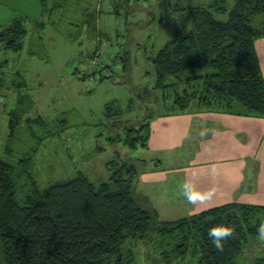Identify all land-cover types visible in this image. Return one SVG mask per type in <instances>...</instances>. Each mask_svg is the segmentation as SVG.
I'll return each instance as SVG.
<instances>
[{
    "label": "trees",
    "instance_id": "1",
    "mask_svg": "<svg viewBox=\"0 0 264 264\" xmlns=\"http://www.w3.org/2000/svg\"><path fill=\"white\" fill-rule=\"evenodd\" d=\"M166 1L188 15L192 26L174 30L149 56L155 87L174 90L170 107L160 114L215 110L263 115L264 80L255 40L264 35V0H200L186 5ZM41 2L44 9L46 0ZM26 33L22 18L12 20L0 29L3 49L21 51ZM10 76L7 82L0 80L8 129L5 153L15 154L14 140L22 124L34 145L17 159L0 158V264H132L134 254L127 241L147 237L169 264H244L243 257L251 254L252 263H262L264 237L259 227L264 225V205L229 202L161 220L150 204L137 199L133 183L138 163L124 161L113 168L114 160L109 161L107 180L94 182L79 172L40 187L33 176V156L44 137L64 128V119L61 126L45 130L41 116L25 117L33 98L24 92L27 83L20 71ZM10 97L12 108L6 103ZM120 111L115 101L105 104L108 118ZM154 117L147 114L138 127H129L123 141L131 148L147 147ZM37 126L43 134L36 133ZM216 227L231 230L222 249L209 235Z\"/></svg>",
    "mask_w": 264,
    "mask_h": 264
},
{
    "label": "rangeland",
    "instance_id": "2",
    "mask_svg": "<svg viewBox=\"0 0 264 264\" xmlns=\"http://www.w3.org/2000/svg\"><path fill=\"white\" fill-rule=\"evenodd\" d=\"M165 2L46 0L42 19L25 25L21 51H6L0 42V80L7 82L11 73L20 71L27 83L24 92L33 98V107L25 117L41 116L47 123L45 130L54 129L64 119V128L44 137L33 156V176L40 187L79 172L94 182L107 180L111 160L115 162L113 168L124 161L138 163L140 168V160L150 161L149 146L131 148L123 138L128 128L138 127L147 114L157 116L170 107L174 90L155 87L149 56L174 30L192 26L188 15ZM130 98L134 104L126 109ZM111 101L120 105L121 113L108 118L104 109ZM6 103L13 107L11 97ZM34 129L43 134L39 126ZM7 130V115L0 107V158L17 159L34 145L22 124L14 140L15 154L5 153ZM188 138L193 139L192 133ZM164 189L140 182L136 196L149 201L161 220L182 217L181 209L175 208L180 203L178 196L162 192ZM170 197L174 200L169 202ZM150 238L127 241L134 254L132 264H169L161 260ZM254 257L244 256V264H254ZM0 259L3 261L1 241Z\"/></svg>",
    "mask_w": 264,
    "mask_h": 264
},
{
    "label": "crops",
    "instance_id": "3",
    "mask_svg": "<svg viewBox=\"0 0 264 264\" xmlns=\"http://www.w3.org/2000/svg\"><path fill=\"white\" fill-rule=\"evenodd\" d=\"M42 13L41 0H0V29L16 18L24 25L39 22ZM255 50L264 80V35L255 40ZM150 127L151 158L134 180L137 196L140 182L166 188L162 192L178 196L175 208L181 209L182 217L229 202L264 205V114H159Z\"/></svg>",
    "mask_w": 264,
    "mask_h": 264
},
{
    "label": "clouds",
    "instance_id": "4",
    "mask_svg": "<svg viewBox=\"0 0 264 264\" xmlns=\"http://www.w3.org/2000/svg\"><path fill=\"white\" fill-rule=\"evenodd\" d=\"M261 237H264V225L259 227ZM231 234V230L227 227H216L209 230V235L212 237V242L217 248H223V240Z\"/></svg>",
    "mask_w": 264,
    "mask_h": 264
}]
</instances>
